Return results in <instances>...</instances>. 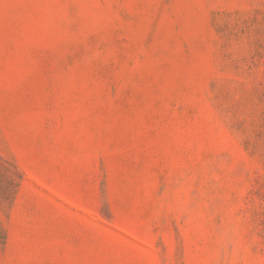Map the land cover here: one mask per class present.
Here are the masks:
<instances>
[{"label":"rangeland","instance_id":"374dc122","mask_svg":"<svg viewBox=\"0 0 264 264\" xmlns=\"http://www.w3.org/2000/svg\"><path fill=\"white\" fill-rule=\"evenodd\" d=\"M0 264H264V0H0Z\"/></svg>","mask_w":264,"mask_h":264}]
</instances>
